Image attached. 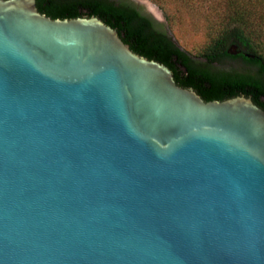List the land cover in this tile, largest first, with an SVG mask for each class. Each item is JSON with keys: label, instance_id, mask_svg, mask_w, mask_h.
Wrapping results in <instances>:
<instances>
[{"label": "water", "instance_id": "95a60500", "mask_svg": "<svg viewBox=\"0 0 264 264\" xmlns=\"http://www.w3.org/2000/svg\"><path fill=\"white\" fill-rule=\"evenodd\" d=\"M0 264H264V110L0 0Z\"/></svg>", "mask_w": 264, "mask_h": 264}, {"label": "trees", "instance_id": "16d2710c", "mask_svg": "<svg viewBox=\"0 0 264 264\" xmlns=\"http://www.w3.org/2000/svg\"><path fill=\"white\" fill-rule=\"evenodd\" d=\"M223 1L225 22L199 56L156 30L130 0H38V4L39 11L52 19L98 17L116 29L132 51L168 66L178 86L193 89L206 102L246 96L264 110V0ZM233 46L242 54H229Z\"/></svg>", "mask_w": 264, "mask_h": 264}, {"label": "rangeland", "instance_id": "374dc122", "mask_svg": "<svg viewBox=\"0 0 264 264\" xmlns=\"http://www.w3.org/2000/svg\"><path fill=\"white\" fill-rule=\"evenodd\" d=\"M144 1L168 26L178 44L197 56L217 37L227 13L223 0Z\"/></svg>", "mask_w": 264, "mask_h": 264}, {"label": "flooded vegetation", "instance_id": "af4514ba", "mask_svg": "<svg viewBox=\"0 0 264 264\" xmlns=\"http://www.w3.org/2000/svg\"><path fill=\"white\" fill-rule=\"evenodd\" d=\"M130 1L133 2V4L136 6V10L142 16H144L145 18H147L148 20H150L152 22L153 27L156 30H158L162 33H166L167 36L169 38H171V40L174 42L173 36H172L171 31L169 30L168 26L164 22H162L160 19H158L154 14H152V11H151L149 4L147 2H145L144 0H130ZM36 4H37L38 10H39L38 0H36ZM239 54H242V51H240ZM234 56H237V55H234Z\"/></svg>", "mask_w": 264, "mask_h": 264}]
</instances>
